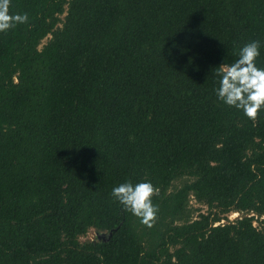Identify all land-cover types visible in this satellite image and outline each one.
Returning <instances> with one entry per match:
<instances>
[{"label": "trees", "instance_id": "obj_1", "mask_svg": "<svg viewBox=\"0 0 264 264\" xmlns=\"http://www.w3.org/2000/svg\"><path fill=\"white\" fill-rule=\"evenodd\" d=\"M25 13L0 32V264H264V110L215 95L246 43L264 68V0H10ZM125 182L159 189L153 227Z\"/></svg>", "mask_w": 264, "mask_h": 264}, {"label": "clouds", "instance_id": "obj_2", "mask_svg": "<svg viewBox=\"0 0 264 264\" xmlns=\"http://www.w3.org/2000/svg\"><path fill=\"white\" fill-rule=\"evenodd\" d=\"M10 0H0V32L6 33L17 24L26 23L27 14H9ZM260 55V42L251 41L240 48L238 59L230 64H222L215 69L219 77L215 95L226 106L242 111L243 115L254 120L259 111L264 110V68L256 66ZM159 189L149 182L133 185L121 183L112 189L111 196L122 210L138 218L148 228L153 227L158 208L152 197Z\"/></svg>", "mask_w": 264, "mask_h": 264}, {"label": "rangeland", "instance_id": "obj_3", "mask_svg": "<svg viewBox=\"0 0 264 264\" xmlns=\"http://www.w3.org/2000/svg\"><path fill=\"white\" fill-rule=\"evenodd\" d=\"M47 41V39L43 40L42 41V45ZM188 208H189V211L191 212L192 210H194L191 214L192 218H196L198 216V213H206V207L205 206H202L200 204H198L193 198H191L189 200V204H188ZM239 215L241 216V214H238V213H228V214H225L224 216H221V217H225L223 220H221L219 223H223L225 224L226 221H234L235 219H237L239 217ZM264 220V218H262ZM261 219V220H262ZM255 226L258 225L257 222L254 223ZM104 234V233H102ZM95 236V233L94 231H90L85 237L81 238L82 241H86V240H92Z\"/></svg>", "mask_w": 264, "mask_h": 264}]
</instances>
